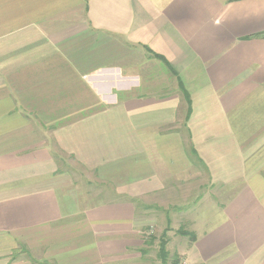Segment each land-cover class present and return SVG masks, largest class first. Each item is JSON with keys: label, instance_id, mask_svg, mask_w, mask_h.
Returning <instances> with one entry per match:
<instances>
[{"label": "crops", "instance_id": "crops-1", "mask_svg": "<svg viewBox=\"0 0 264 264\" xmlns=\"http://www.w3.org/2000/svg\"><path fill=\"white\" fill-rule=\"evenodd\" d=\"M261 33L264 0H0V264H142L165 230L264 264Z\"/></svg>", "mask_w": 264, "mask_h": 264}, {"label": "trees", "instance_id": "trees-1", "mask_svg": "<svg viewBox=\"0 0 264 264\" xmlns=\"http://www.w3.org/2000/svg\"><path fill=\"white\" fill-rule=\"evenodd\" d=\"M256 38H261V39H264V33H261V34H258L255 36ZM163 62H165L163 60V58H160ZM166 63V62H165ZM147 230V229H146ZM149 231V229H148ZM177 234L181 237H186L188 238V240L190 242H193L195 240V235L193 233H189V232H186V231H183V230H180L177 232ZM156 240H158V252H157V258L159 259V261L161 262V264H167L166 261L168 259V254L165 250L166 248V244H167V237H166V231L163 232V234L161 235L160 238L156 239L153 235H152V232H148V235L146 236L145 240H144V248L140 250V254L143 258V260H145V256L146 254L148 253L147 252V248H150V247H153L154 246V243L156 242ZM179 262V257L177 255H174L172 258H171V262L170 264H178Z\"/></svg>", "mask_w": 264, "mask_h": 264}, {"label": "rangeland", "instance_id": "rangeland-1", "mask_svg": "<svg viewBox=\"0 0 264 264\" xmlns=\"http://www.w3.org/2000/svg\"><path fill=\"white\" fill-rule=\"evenodd\" d=\"M60 157H61V156H60ZM62 159L64 160V163H65V165H66V166H63L64 169H67V168L70 169L71 167H72V169H70V170H74V169H76V168H74V167H75L74 164L68 160L69 158H67V157H62ZM69 162H70V163H69ZM75 171H78V172L82 173V175H84V174H83V171H81V170H79V169H77V170H75ZM167 227H168V228L173 227V228L175 229L174 231L177 230V226L175 225L174 222L168 224ZM165 231H166V230H165ZM165 231H163V232H165ZM163 232H161V233H159V232H154V233H152V235H153L156 239H158V238L161 237V235H162ZM168 232H169V231H168ZM168 232L166 231V234L171 236L172 233H168ZM177 232H178V231H177ZM176 235H177V233H175V236H176ZM175 239H178V238H175ZM181 240H182V239H181ZM172 243L175 244L174 242H172ZM172 243H171L172 246H170V247L168 248V251H167V247L165 248V250H166V252H167V254H168V259H167V261H166L167 264H170V262H171V258L175 255V254L173 253L175 247L173 246ZM157 245H158V240H156V242L154 243V246H153V247L147 248V249H148V250H147L148 253L146 254V256H145V258H144L145 260H143V263H142V264H161V262H160L159 259L157 258V252H158V247H157ZM178 264H184V263L181 262V260L179 259Z\"/></svg>", "mask_w": 264, "mask_h": 264}]
</instances>
